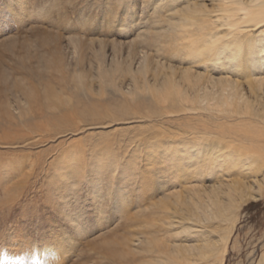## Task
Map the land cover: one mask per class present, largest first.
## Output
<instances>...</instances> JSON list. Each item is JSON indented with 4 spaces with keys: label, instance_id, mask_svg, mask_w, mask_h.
<instances>
[{
    "label": "bare ground",
    "instance_id": "6f19581e",
    "mask_svg": "<svg viewBox=\"0 0 264 264\" xmlns=\"http://www.w3.org/2000/svg\"><path fill=\"white\" fill-rule=\"evenodd\" d=\"M165 2L173 9L167 15L172 30L168 26L166 31L173 34L181 30L184 34L187 29H193L203 37L198 41L189 38L188 33L181 34L184 37L177 47L193 60L180 61L189 66L186 70L178 75L177 67L152 61L144 51L136 67H132L130 60L126 69L118 59L108 65L102 62L95 79L124 100L125 104L117 109L118 115L80 104L73 108L56 96H48L44 103L21 100L16 114L6 121L9 132L4 139L14 147L20 144L45 147L67 132L75 134L85 128L95 131L108 125H123L115 130L120 136L117 140L87 150L82 144L72 145L76 147L73 150H64L61 144L49 148L55 157L41 174H46L49 189L56 191L51 197L55 196L56 202L64 201L78 181L89 178V185L96 192L105 186L108 193L117 185L120 202L116 210L123 212L130 206L126 204L131 200L130 195L139 191L136 202L147 208L136 209L139 233L131 234L136 237L125 243V258L130 256L135 264H225L239 212L244 204L257 200L264 191V0H159L157 7ZM74 48L77 54L78 47ZM196 68L206 71L212 68L220 77L197 73ZM124 72L131 76L132 83L125 88L116 76ZM149 72L157 75L154 83L148 80ZM78 82L83 85L84 78L79 77ZM128 103L139 105L132 108ZM54 113H60V117H54ZM86 116L91 118L89 123ZM170 116H187L190 121L204 125L205 130L228 127L229 133L221 130L217 138L194 128L184 134L173 133L165 127ZM99 118L107 122H100ZM156 119L160 124L143 129L146 122ZM136 122L142 132L134 133L132 126ZM84 150L90 153V159ZM40 157L38 154L37 159ZM39 168V163L30 166L24 181L16 182L14 187L36 178ZM201 173L215 174L216 184L191 186L168 194L162 201L161 198L154 201L156 184L162 189L168 184L167 178L170 186L191 184ZM209 179L206 177L203 182ZM94 190L89 194L97 197ZM149 195L150 202H146L143 198ZM98 198H103L102 193ZM75 216L71 214L67 221L77 228L80 223ZM167 239L170 247L166 246ZM238 248L236 244L234 249ZM258 264H264V252Z\"/></svg>",
    "mask_w": 264,
    "mask_h": 264
},
{
    "label": "rangeland",
    "instance_id": "374dc122",
    "mask_svg": "<svg viewBox=\"0 0 264 264\" xmlns=\"http://www.w3.org/2000/svg\"><path fill=\"white\" fill-rule=\"evenodd\" d=\"M158 1L0 0V264H135L128 258L130 256L124 257V245L136 237L131 234L139 233L136 209L144 211L147 208L143 203H137L136 193L139 195V191L130 195L131 200L126 204L131 207L118 212V186L114 185L108 193L105 186L96 192L87 178L78 181L77 187L66 195L64 201L56 202L55 196L52 198L56 191L49 189L46 174H41L42 169L48 170L55 157L54 152L50 154L49 148L54 149L61 144L64 150H73L76 147L72 145L82 144L87 150V147L90 149L117 140L120 136L115 130L123 125H108L106 129L95 131L85 128L75 134L67 132L45 147L30 148L25 144L14 147L6 144L11 142L4 137L9 132L6 121L16 114L21 100L44 103L48 96H56L73 105V108L80 104L91 110L118 115L117 109L122 103L125 104L124 100L95 79L102 62L108 65L113 59H118L126 69V62L130 60L132 67H136L144 51L148 52L152 61L160 60L165 65L177 67L178 75L181 70H186L189 66L184 63L193 60L186 56L187 52L177 47L182 43L183 32L179 30L170 34L166 31L168 26L172 30V22L167 15L173 9L166 2L157 7ZM207 5L212 8L210 3ZM156 8L161 9L155 11ZM185 33L189 38L203 39L193 29H187ZM75 46L78 47L77 54ZM182 60H185L184 63ZM210 69L196 68V72L220 77ZM116 76L123 88L132 84L128 73ZM155 76L149 72L148 80L154 83ZM79 77L84 78L83 85H79ZM231 77L234 78V75L231 74ZM241 80L244 82V79ZM53 105L58 106L59 103ZM128 105L134 108L139 104ZM53 116L60 117V113ZM90 120L88 116L85 117L86 122ZM101 120L99 118L100 122H107ZM165 121V127L178 134H184L190 128L215 135L214 138L220 135L221 130L229 133L228 127H209L205 130L204 125L190 121L187 116H170ZM158 124L159 119L146 122L143 129ZM136 125L132 126L134 133L142 132L139 122ZM259 140L263 139L259 137ZM86 150L85 156L90 159V153ZM38 154H41L40 159H37ZM34 163L40 164L36 178L32 177L28 183L15 188L16 182L24 181ZM121 172L118 171L119 174ZM206 177L210 179L203 182ZM216 181L215 174L201 173L191 184L182 182L181 185L170 186L171 181L167 178L165 182L168 184L162 189L155 185L154 201H162L168 194L178 190L182 192L191 186L210 187ZM122 183L119 182V185ZM91 190L97 197L89 194ZM100 193L103 198L98 200ZM148 198L151 196L143 199L150 202ZM97 208L102 211L101 214ZM62 212L66 214L62 215ZM71 214L77 215L75 217L81 228L67 221ZM238 216L239 222L225 264H258L264 252V191L257 200L244 204ZM236 244L238 249H234ZM166 246H171L168 239Z\"/></svg>",
    "mask_w": 264,
    "mask_h": 264
}]
</instances>
